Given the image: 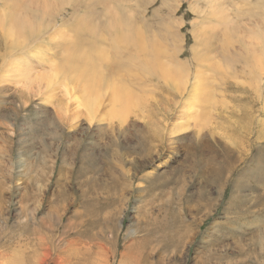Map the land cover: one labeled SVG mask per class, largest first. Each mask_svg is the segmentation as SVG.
Here are the masks:
<instances>
[{"label": "rangeland", "instance_id": "obj_1", "mask_svg": "<svg viewBox=\"0 0 264 264\" xmlns=\"http://www.w3.org/2000/svg\"><path fill=\"white\" fill-rule=\"evenodd\" d=\"M89 1L54 0L59 8L64 3L62 21L56 20L31 45H24L27 50L16 53H27L33 61L29 93L12 83L11 76L4 81L10 85L0 81V262L5 256L25 257L33 248L35 228L56 240L86 229L92 239L109 241L114 252L110 264H116L134 240L146 241L141 264H264L263 169L251 161L264 158V67L251 73L239 63L233 76L221 70L227 65L225 53L259 51L264 58V0ZM4 2L0 0V8ZM85 3L101 15L93 18L101 33L93 43L98 50L109 48L112 64L107 58L99 61L104 70L94 59L101 55L88 49L90 39L75 38L69 30L75 28L77 15L86 17ZM114 7L146 29L144 39L158 43V49L140 55L156 52L162 59L157 67H176L178 62L184 64V73H176L170 82L151 72L129 84L133 99L116 100L110 82L128 81L117 65L126 46L114 47L103 16V10ZM213 26L207 61L215 72L208 63L197 66L192 57L194 49L203 50L201 38ZM225 32H231L232 39ZM49 33H57L56 41ZM227 41L231 45L224 50ZM53 43L61 44L59 50ZM70 52L72 66L66 65ZM90 59L98 66L90 65ZM59 66L66 77L54 73ZM195 68L204 71L210 84L209 107L198 97L201 80ZM40 72L54 74L41 85ZM243 104H255L251 120H237Z\"/></svg>", "mask_w": 264, "mask_h": 264}, {"label": "bare ground", "instance_id": "obj_2", "mask_svg": "<svg viewBox=\"0 0 264 264\" xmlns=\"http://www.w3.org/2000/svg\"><path fill=\"white\" fill-rule=\"evenodd\" d=\"M101 1L103 3V2H106L107 0H101ZM53 2H54V0H5V2L3 4L5 7L3 6L2 8H0V47L2 49H4V52L2 54H0V58L4 57V59L2 58V60L4 62L3 65L6 62L4 68L2 67L3 69L0 67V81L2 79H5V80H2L3 83H4L3 84L4 86L6 84H9V83H7L8 81L6 82V84H5L4 81H6V79L8 80L9 76H11L12 77L11 79L13 80L12 83L14 82V84L20 85L21 89H23L24 91H26V92L29 93V90L31 89L30 86L31 85L33 86V84H32V80L33 79H32V73H31V69H33V65H32L33 64V61H32V59L29 61V59H28L29 57L27 56V53H25L24 56L23 55H20L19 56L16 53L18 51H20V50H21V52L24 51V50H27V49H24V45L28 41H30V45H31L35 41L34 38L37 37L39 34H42V32L46 31L48 29V27L54 25L56 20L62 21V20H59V19L62 18L63 17V14H64L62 12L63 11V8L62 7L64 6V3L62 4L63 6L61 5L62 7L59 5L61 7V8H59L57 6H54L55 4H53ZM62 2H65V0H62ZM67 2H68V0H67ZM88 2H90V1L88 0ZM87 3H85V5H83L84 8H85V9L83 8L84 9L83 11L85 12V13L83 12L84 13L83 15L84 16L86 15V17H82V15H80V16L77 15L75 17L76 18L75 20L72 18L74 20V23H75V26H74L75 28H73V29L70 28L69 30H71L70 32H71L72 35L75 34L74 35L75 38L78 37V39H80V37L81 38L82 37L83 38H86L87 37V39H90V42L93 43V41H94V39L96 37H100L101 36V33L99 32L100 31V28H99L100 26L99 27L98 26H95V24L93 22V18L96 15H100V14L96 11L97 10L96 8H93L92 6H89ZM98 3H99V1H98ZM58 4H59V2H58ZM60 4H61V1H60ZM105 5H107V4H105ZM55 7H57V8H55ZM111 8H113V7H111ZM125 9H127V8H125ZM191 9H192V7H191ZM212 10H214V9H212ZM220 10H218L219 13L222 12ZM103 11H104L103 12L104 19H106V21H108L107 22L108 24L105 23L106 24L105 26L108 25V27H109L110 40L114 44V47L123 46V44H124V46H126V50H124V55L126 57H124V55H123V59H122L121 63L120 62H118V63L116 62V63H117V65L119 67H122L123 70H125L126 75H125L124 72L123 73L126 76V77L125 76L124 77L126 78V82L128 81V83H126V85H125L123 82H121L122 79L120 80V83L121 84L119 83V81L114 82L113 79L115 77H113L112 78L113 81L110 82L111 83L110 85L113 86V89H111L112 90V93L111 94H112V96L114 95V97L116 98V100H124L125 101L126 99H130V100L133 99V90L128 89L129 88V84L131 85V84H133V82L135 83L136 81H142V80H144V78L146 77L145 75H147V74L149 75L151 72H154V74L158 75L161 78L163 77V78H165L168 81L172 80V77L174 78L176 73H178L177 74L178 77L181 75L180 73H182V72L184 73V69H185L184 66H183L184 64L181 65L180 63L177 62V60H174L175 62H177V66L176 67H169L168 68V67H165L166 64H164L162 66L160 65L159 67H157V64L159 63L158 60H162V59H160V58L158 59L159 56L157 57V55H155V53H156L155 51H153V52H155L153 54V56L148 51L147 54H149V57L145 55L148 58L143 57L144 55L143 56L140 55V54H143V52L146 51L148 48H153V50L158 49L159 48V45H158V43H155V44L153 43V41H154L153 38H152V41H149V40L144 39L145 32H147V31H145L146 29L145 30H141L137 25H135L136 24V23H134L135 20L133 18H131L132 15L130 16L125 11L124 12L126 14L119 13L118 10H117V7H116V9L114 7V9H111V10H110V8H108V9L106 8ZM129 13H131V12H129ZM219 13L217 12V14L220 17V14ZM46 15L49 16V18H50L49 20L45 18ZM100 17H101V15H100ZM97 18H99V16ZM221 20H222V18H221ZM223 20L226 21V18L223 19ZM94 21H95V19H94ZM143 21H144V19H143ZM223 22H222V24H223ZM226 23L228 24L227 21L225 22V24ZM63 24H65V23H63ZM63 24H61V25H63ZM220 27H221V25H220ZM96 28H99V30L96 29ZM145 28H147V27H145ZM210 28H212V27H210ZM213 29L215 30V26H213L212 29H208L210 31L209 32H205L204 33L205 36L203 35L204 37L202 36V38H201L202 39L201 42H202V45H203V50L197 48V49H199L197 51V49H194V54H193L194 56H192L193 57V62L196 63L197 66L198 65H201V63H203V65H204V63H206V64L208 63L209 64V67H207V68H209L212 71H214V69L217 70V68L215 66H212L209 63V61H207V60H209L210 59L209 56L212 55V54L209 55V51L211 50V46H210L211 44H210L209 41L211 40L210 35L214 31ZM102 30H103V28H102ZM102 30H101V32H103ZM169 31H170V29H169ZM231 32H230V35L233 36V34H231ZM153 33H155V32H153ZM196 33H198V31H196ZM232 33H234V32H232ZM212 34H214V33H212ZM227 34L228 33H226V35ZM50 35H52V36L54 35L53 36L54 37V40L52 39V41L53 42L56 41L55 35H57V33H53V34H50ZM50 35H48V36H50ZM151 35H156V33L155 34H151ZM168 35L170 36V34H168ZM168 35H166V36L168 37ZM223 35H225V34H223ZM230 35L228 34V37H231V39H232V36H230ZM212 36H214V35H212ZM69 37H70V35H69ZM171 37H173V36H171ZM196 37H198V35ZM40 38H41V35H40ZM72 38H69V39L71 40ZM168 38H170V37H168ZM63 39H64V41H65V39L67 40V38H63ZM50 40H51V38H50ZM75 40H77V39H75ZM110 40H109V37H108L109 44H110ZM240 40H242V39H240ZM72 41L74 42V40H72ZM155 41H158V40L155 39ZM48 42L50 43V41H48ZM108 42H106V43H108ZM222 42H224V41H222ZM95 43H97V42H95ZM247 43H249V42H247ZM38 44H41V43L39 42ZM87 44H88V42L86 43V45ZM160 44H161V42H160ZM226 44L228 46L230 44V42L227 41ZM249 44L245 45V47L247 49H251L252 50V48L247 47V46H249ZM54 45H55L54 48L56 49V47H57L58 50H59V46L61 44L60 45L54 44ZM232 45H233V43H232ZM37 46H40V45H37ZM96 46H98V45L97 44H94V43L88 45V49H90V50L92 49V51L94 49L95 52L99 53L98 55H96L97 53L94 52V55H96V56H100L101 55V57H99V58H94V57L93 58L94 59H98V62L101 61V58H102V61L106 60V58L108 59V57H109L108 55H110V54H108L109 48L102 49L103 47L100 46V48L98 50V47L99 46L98 47H96ZM114 47H113V50L115 49ZM224 47H226L225 44H224ZM255 47H256V45H255ZM84 48H85V46H84ZM161 48H162V46H161ZM228 48H229V46L226 47L225 49L224 48L223 49L226 50ZM40 50H41V48H40ZM90 50H89V52H90ZM102 50H104V51H102ZM105 50H106V53L107 54L104 53ZM67 51H65V49H64V52H67ZM242 51H243V49H242ZM81 52H82V50H81ZM5 53H7L6 56H5ZM61 53L59 55H61ZM118 53H119V55H118ZM246 53L247 52L245 51V55H239V54L238 55H227V53L223 54L222 55V58L226 61L227 65L223 69H221L223 71L222 73H228L231 76L236 75V72H235V74L233 72V68L235 69L236 65L239 64V63L241 64L242 70H246L247 69L251 73H252V71H255L256 69H259L261 67H264V65H263L264 64V58L258 56L259 51H258V54H256V55H255V53H257V52H254V53H251V54H248V53L246 54ZM66 54H68V53H66ZM242 54H244V52ZM260 54H261V52H260ZM41 55H43V54H41ZM263 55H264V53H263ZM72 56H74V55H73V53L71 54V52H70V55H69V58H68V63L69 64H67V62L65 61L66 62V65H68V66L71 65L72 66V64H71ZM92 56H93V53H92ZM116 56L119 57L120 56V52H117L116 51ZM33 57H34V55H33ZM82 57H83V60H86L87 59V58H84L83 55H82ZM140 57H142L143 59L141 60ZM174 57H176V56H174ZM36 58H38V56ZM88 59H87V61H88ZM109 59L106 60V61H108L110 63L111 60L109 61ZM37 61H38V59H37ZM90 62L92 63V66L93 67H94V65H97L98 64V62L93 61V59L92 60L91 59L89 60V64L91 65ZM1 63H2V61H1ZM21 63H23L24 65H22ZM61 64H63V63H61ZM110 64H112V63H110ZM66 65L64 64V67ZM221 65H222L221 67H223V64H221ZM86 66H88L87 63H86ZM99 66H100V68H102L101 67V63H100ZM114 66H115V69H116V65H114ZM54 67H56V65ZM61 67L58 68L54 73H56L57 71L60 72V73H63L62 72L63 69ZM75 67L77 69L78 65L75 66ZM150 67H152V68H150ZM110 68H109V70H110ZM61 69H62V71H60ZM197 69L195 68L196 71H194V72H196L195 73V75L197 76L196 78H198L199 80H201V81H198V85H197L198 86L197 87L198 97L204 98V100L207 101V105L209 107V105L211 103V101H210L211 98H210V95H209V93H210L209 92V85L210 84H208V82H207L208 79L205 77L204 71L201 72L202 69H198V70ZM106 70H107V68H106ZM156 70H157V72H156ZM240 71H237V72H240ZM58 72L56 74H59ZM243 72L241 71L242 74H245L246 73V72L245 73H243ZM54 73H52V74H54ZM82 73L85 74V72H82ZM40 74H41V72H40ZM50 74H51L50 72H49V74H47L45 72H44V74H41V76L39 78V81H42L41 82V85H43L45 82H48L47 81L48 77L52 75V74L51 75ZM65 74L66 73H63V75H65ZM59 75H61V74H59ZM237 75H238V73H237ZM55 77H57V75L56 76L53 75V78H55ZM65 77H66V75H65ZM101 77H102V75H101ZM116 78H117V76H116ZM210 78H211V76H210ZM55 79H53L54 80L53 82L56 81ZM203 79H204V81H203ZM73 80H74V77H73ZM123 80H125V79L123 78ZM180 80H182V78ZM88 81L91 83V79H89ZM175 81H174V83H175ZM50 82H51V80H50ZM118 83L121 85V87L119 85H117ZM136 84L139 85L138 82ZM175 84H177V83H175ZM16 85H14V86H16ZM38 86H40V85H38ZM112 86H110V87H112ZM139 86H141V85H139ZM135 87H137V86H135ZM6 88L8 89L7 86H6ZM46 88H47V86H46ZM241 89L244 90V91H246V88H241ZM66 90H67V88H66ZM111 90H110V92H111ZM16 92H18V91H16ZM135 96L137 97V95H135ZM111 100H113V99H111ZM114 102H116V101H114ZM117 102H118V104H120L119 103L120 101H117ZM250 104H243L242 105L243 106V109H242V112L239 115V117H236L237 120H241L242 118L243 119H246V120H251L250 117H251V114L255 111V108L254 107H255L256 102H255V104H252V105H250ZM260 104H262V103H260ZM197 109H198V107H197ZM231 109H233V107ZM88 110H90V109H88ZM260 110L261 109H259V111ZM262 111L264 112V109H262ZM234 115H236V114H234ZM209 116H212V115H209ZM261 124H263V123H261ZM251 161L254 162V166H255L256 169H259V170L263 169V171L261 170L262 173L259 176L264 177V158L263 157H261V158L260 157H255L254 159H251ZM255 172H256V170H255ZM260 172H257V174L260 173ZM254 175H256V174H254ZM256 179H259V178H256ZM70 226H71V228H75L76 227L73 224H70ZM76 231H77L76 234L74 236H72V237H68L67 235H64L60 239L56 240L57 238L54 239V237H52V236L51 237L50 236H46V235L44 236L43 233H40V230L34 228V230L31 233L32 234V237H31L32 238V241L31 242H32L33 248L27 253V255L25 257H23V258L22 257L21 258H18V257H16V256L13 255L14 257L12 256L10 258V260H8V256H5V257H3V261L4 262L1 261L0 264H5V262H6V264H110V251L111 250H110V245L108 244L109 241H107V240L106 241H99V240L96 241V239L95 240L92 239L90 237L89 232L86 229L85 230H76ZM65 232H67V231H65ZM61 234H62V232H61ZM174 234H175V231H172L171 232V235H170V237L168 239L169 242H172L173 241V235ZM182 235L185 237V235H187V231L184 230ZM143 241H144V243L146 242L145 240H143ZM143 241L142 240H137V241L134 240V242H133L132 245L125 247L126 251L120 252V257L117 260V263L116 264H141L142 256L140 254V250L144 246L143 245L144 243H142ZM141 245H143V246H141ZM111 253H113L112 254V256H113L114 255V252L111 251Z\"/></svg>", "mask_w": 264, "mask_h": 264}]
</instances>
